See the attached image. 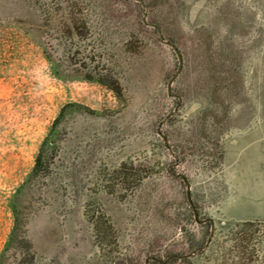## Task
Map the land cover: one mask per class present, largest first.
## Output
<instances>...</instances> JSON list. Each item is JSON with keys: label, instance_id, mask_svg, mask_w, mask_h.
I'll return each mask as SVG.
<instances>
[{"label": "rangeland", "instance_id": "obj_1", "mask_svg": "<svg viewBox=\"0 0 264 264\" xmlns=\"http://www.w3.org/2000/svg\"><path fill=\"white\" fill-rule=\"evenodd\" d=\"M263 170L264 0H0V264H264Z\"/></svg>", "mask_w": 264, "mask_h": 264}, {"label": "crops", "instance_id": "obj_2", "mask_svg": "<svg viewBox=\"0 0 264 264\" xmlns=\"http://www.w3.org/2000/svg\"><path fill=\"white\" fill-rule=\"evenodd\" d=\"M256 182V191H254V202L257 203V215L256 218H264V170L257 174Z\"/></svg>", "mask_w": 264, "mask_h": 264}, {"label": "trees", "instance_id": "obj_3", "mask_svg": "<svg viewBox=\"0 0 264 264\" xmlns=\"http://www.w3.org/2000/svg\"><path fill=\"white\" fill-rule=\"evenodd\" d=\"M44 165H45V163H44L43 151H42V152H40V154L37 157L36 166L34 169V175H37L38 173L43 171L45 168Z\"/></svg>", "mask_w": 264, "mask_h": 264}, {"label": "water", "instance_id": "obj_4", "mask_svg": "<svg viewBox=\"0 0 264 264\" xmlns=\"http://www.w3.org/2000/svg\"><path fill=\"white\" fill-rule=\"evenodd\" d=\"M168 44L171 45L174 48V50L176 51L178 57L181 60V54H180L179 50L177 49L176 45L174 43H170V42ZM188 196H189V198L191 197L190 191H188Z\"/></svg>", "mask_w": 264, "mask_h": 264}]
</instances>
